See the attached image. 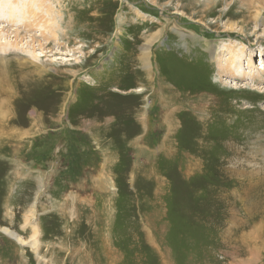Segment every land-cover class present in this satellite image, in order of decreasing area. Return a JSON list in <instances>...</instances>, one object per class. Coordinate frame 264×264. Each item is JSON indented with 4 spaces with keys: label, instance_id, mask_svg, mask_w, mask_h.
Segmentation results:
<instances>
[{
    "label": "rangeland",
    "instance_id": "374dc122",
    "mask_svg": "<svg viewBox=\"0 0 264 264\" xmlns=\"http://www.w3.org/2000/svg\"><path fill=\"white\" fill-rule=\"evenodd\" d=\"M254 2L37 0L46 27L0 2V264H264ZM232 51L245 74L218 69ZM32 212L43 260L2 229L30 242Z\"/></svg>",
    "mask_w": 264,
    "mask_h": 264
},
{
    "label": "bare ground",
    "instance_id": "6f19581e",
    "mask_svg": "<svg viewBox=\"0 0 264 264\" xmlns=\"http://www.w3.org/2000/svg\"><path fill=\"white\" fill-rule=\"evenodd\" d=\"M9 1V0H8ZM45 1V0H44ZM261 1V0H260ZM0 2H1V8H3V7H5V9L8 11V13H9V15L8 16H10L9 18L11 19V20H13V21H15V19L16 18H18L17 17V15H18V12H19V10H21L22 12L21 13H23V16H24V20L25 19H27V16H28V20H29V22H25V23H23V24H21V27H24V26H27L26 24L27 23H30V25L31 26H34V25H37V24H40L41 22H42V25L43 26H45L46 27V25H45V22H43V21H41L42 19H40L42 16H43V13L45 14L46 12H44V9H42V7H44V5H42L41 3H38L39 5H37L36 6V2H37V0L36 1H34V4L32 3V1L30 2V3H27L28 4V8H27V13H25V9L26 8H24V6H22V5H20L19 4V0H12V1H9L8 3L5 1V0H0ZM43 2V1H42ZM229 2V1H228ZM204 3V2H203ZM231 3V2H230ZM255 3L256 2H254V0H246V3L245 4H247L249 7H252L253 5H255ZM202 4V3H201ZM239 4V3H238ZM90 5V4H89ZM242 5V4H241ZM42 6V7H41ZM225 6V5H224ZM54 7V6H53ZM205 7V6H204ZM240 7V6H239ZM48 8V7H47ZM208 8V7H207ZM241 8H242V6H241ZM209 9V8H208ZM247 9V8H246ZM249 9V8H248ZM2 10V9H1ZM48 13V12H47ZM1 14V13H0ZM61 14V13H60ZM0 17H1V15H0ZM258 18V17H257ZM23 19V18H22ZM17 20V19H16ZM23 20V21H24ZM51 20L53 21V19L51 18ZM71 20V19H70ZM69 20V21H70ZM20 24V23H19ZM16 26V25H15ZM30 26V27H31ZM30 27H28V28H30ZM78 27V26H77ZM27 28V29H28ZM35 28V27H34ZM47 28H45V30H46ZM71 30V29H70ZM42 32V34L43 35H45L44 33H45V31H41ZM52 33H53V31H51ZM71 32H73V30L72 31H70V33ZM179 32V31H178ZM16 33H18V31H16ZM50 33V32H49ZM68 35V34H67ZM71 35V34H70ZM182 35V34H181ZM54 36V35H53ZM183 36V35H182ZM55 37V36H54ZM57 37V36H56ZM187 37V36H186ZM40 42V41H39ZM152 42V41H151ZM34 43V42H33ZM152 44V43H151ZM149 48H150V44H148L146 47H144V48H142L143 49V51H144V54H143V56H141V61H146V60H149ZM214 48V47H213ZM232 49V48H231ZM25 51V50H24ZM142 51V52H143ZM220 52V49H219V51H218V48H216V49H214V51H213V53H212V55H211V57H212V59H218L217 57H219V56H217L218 55V53ZM240 52H236V51H232V53H231V56L228 58V60H227V62L225 63L227 66L226 67H228V68H226V69H224V67H225V65H220L219 66V70L220 71H222V70H229L232 74H239V76L240 75H243V74H245V73H243L242 71H240L239 70V67H241V66H239L240 64H242L243 62L241 61V55L239 54ZM148 57V58H147ZM220 57H222V56H220ZM220 60H221V58H219ZM141 61H139V62H141ZM222 63V62H221ZM229 63V64H228ZM147 64V63H146ZM149 64H147L145 67H147ZM229 65V66H228ZM251 65V64H250ZM261 68H264V65L261 67ZM241 69V68H240ZM7 70V69H6ZM1 71V70H0ZM39 71V70H38ZM37 72V71H36ZM239 72H242V73H239ZM9 74V73H8ZM238 77V76H237ZM33 78H36V79H38V78H43V76H41V74H33L32 76H29L28 74H21L20 75V77H19V80L18 81H15V89H16V87H19L20 85L21 86H25V84L26 83H30V81H32V79ZM241 79V78H240ZM10 82H11V80L9 81V76H6V75H2L1 76V73H0V89H1V98L3 99V100H8L9 99V97H10V88L8 87V86H10ZM220 82H221V80H220ZM12 83V82H11ZM14 87V86H13ZM253 87H255V86H253ZM12 89V88H11ZM253 90H256L255 88H252ZM260 91V93H264V88H262V87H259L258 88ZM8 90H10V91H8ZM12 91H13V89H12ZM248 93V92H247ZM249 94H251V95H253V98L255 99L256 97H258V98H261V95L260 94H255V93H253L251 90H250V92H249ZM11 98V97H10ZM220 100H222V99H220ZM3 103H4V101H3ZM202 103V102H201ZM203 108V107H202ZM232 106H230V108L226 111V113H230V112H233L232 111ZM218 109H220V108H218ZM194 110H196V109H194ZM255 110V109H254ZM200 111V114L202 113L203 114V112H202V110L200 109L199 110ZM215 111V110H214ZM218 111V110H217ZM194 112V111H193ZM197 112V111H196ZM206 112V111H205ZM204 112V113H205ZM199 113V112H198ZM213 113V112H212ZM262 114H264L263 112H261ZM207 114V113H206ZM222 114V113H221ZM258 114V113H257ZM229 115V114H228ZM231 116V115H230ZM237 116H238V114H237ZM232 117V116H231ZM239 117V116H238ZM237 119V118H236ZM263 119V117H259V118H257L256 120H258V123L256 124V126H255V129L257 128V127H259V126H262L263 124H261L262 122H261V120ZM239 122V121H238ZM228 125V124H227ZM254 129V130H255ZM263 133L264 132H262V133H260V134H258V136L260 137V136H263ZM251 134H253V132H251V133H249L248 132V134H246V135H248V137L250 138V135ZM261 140V139H260ZM228 143H225V145H227ZM264 146V144H263V141L261 142V147H263ZM260 147V148H261ZM235 151L236 152H239V151H241L240 149H239V147H237L236 149H235ZM237 169V168H236ZM241 170V169H240ZM243 171V170H242ZM242 171H239V172H242ZM237 172V171H236ZM251 172V171H250ZM254 172V171H253ZM238 173V172H237ZM245 173V172H244ZM244 173H243V175H244ZM237 175V174H236ZM239 175V174H238ZM242 175V174H241ZM260 175V174H259ZM262 175H264V174H262ZM240 176V175H239ZM248 179H247V181H249L250 182V186H251V184H252V186L254 185V186H256V188H253L252 187V189L250 188V190L249 191H247L246 192V194L245 195H247L248 194V196L247 197H250V195H254V197L253 198H255V196H256V194L258 193V191H259V187L260 186H264V176H261L260 175V177H258L257 179H254V178H252L251 176H248V175H245ZM256 176H257V174H256ZM243 177V176H242ZM240 180H242V179H240ZM246 184H243V186H245ZM242 186V187H243ZM260 192V191H259ZM264 192V191H263ZM242 195V194H241ZM245 195H243V196H245ZM260 196H262V194L260 195ZM247 197H245V198H247ZM252 197H250V199H251ZM262 199H264V198H262ZM250 201V200H249ZM249 201H246V202H248L249 203ZM253 207H256V205H253ZM33 220H34V222H35V220H36V217H35V214H34V212H32L31 213V215L29 216V223L30 224H32V227H33V230L35 231L34 233H33V235H32V239H31V241L30 242H27V240H25V238L21 235V234H19V233H17V232H15V231H13V230H10L9 228H7V227H2V229L9 235V236H11L13 239H15L22 247H24V246H27L28 245V243H30V246H31V248H33V250H34V252L36 253V255H37V257L38 258H40V259H44V256L39 252V249H40V246H41V244H40V242H39V239H38V234H39V231H40V228H39V225H37V224H34V222H33ZM22 255H23V257H25L24 256V252L22 251V253H21V257H22ZM26 259V258H25ZM22 260H24V259H22ZM45 261V260H44ZM46 262V261H45ZM24 263V261H22V263H18V264H23ZM28 263V262H27Z\"/></svg>",
    "mask_w": 264,
    "mask_h": 264
}]
</instances>
